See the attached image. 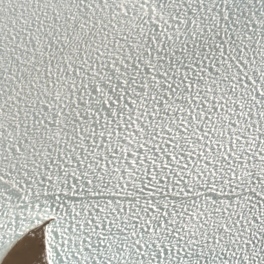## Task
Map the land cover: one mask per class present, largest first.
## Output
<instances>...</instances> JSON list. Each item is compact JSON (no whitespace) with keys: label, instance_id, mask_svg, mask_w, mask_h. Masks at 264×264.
<instances>
[{"label":"snow or ice","instance_id":"snow-or-ice-1","mask_svg":"<svg viewBox=\"0 0 264 264\" xmlns=\"http://www.w3.org/2000/svg\"><path fill=\"white\" fill-rule=\"evenodd\" d=\"M0 264H264V0H0Z\"/></svg>","mask_w":264,"mask_h":264}]
</instances>
